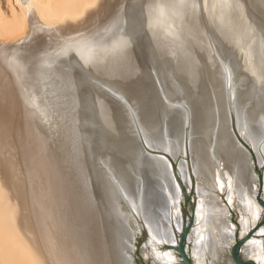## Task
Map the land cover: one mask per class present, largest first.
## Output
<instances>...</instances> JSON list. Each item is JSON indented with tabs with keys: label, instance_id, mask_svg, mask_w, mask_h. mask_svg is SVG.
<instances>
[{
	"label": "bare ground",
	"instance_id": "obj_1",
	"mask_svg": "<svg viewBox=\"0 0 264 264\" xmlns=\"http://www.w3.org/2000/svg\"><path fill=\"white\" fill-rule=\"evenodd\" d=\"M7 3L0 264H133L125 246L140 224L153 264H184L164 240L185 221L167 152L183 154L197 194L194 264L213 263L235 239L219 192L238 201L241 233L264 218L252 169L253 150L264 161V0ZM143 171L168 197L157 221L142 203ZM263 239L264 225L243 246L255 264Z\"/></svg>",
	"mask_w": 264,
	"mask_h": 264
},
{
	"label": "water",
	"instance_id": "obj_2",
	"mask_svg": "<svg viewBox=\"0 0 264 264\" xmlns=\"http://www.w3.org/2000/svg\"><path fill=\"white\" fill-rule=\"evenodd\" d=\"M155 107L159 111L163 104L159 101L155 103ZM189 121V120H188ZM174 125H173V132L177 130L179 126V122H176V120H173ZM174 137V136H173ZM238 138H241L244 144L246 146L250 147V144L246 141V139L242 138L240 134H238ZM174 142L176 145L177 140L173 138ZM169 158H171L172 163H173V168H174V173L175 176L177 177L181 188L182 192L184 194V200H183V207H184V212H185V221L182 224V226L176 229L177 235L174 238V242L170 243L164 239V237H168L171 234H169L171 228H162L161 227V237L165 240L166 245L171 246L173 249L177 251V254L181 258L184 264H194L193 262V257L189 253V249H187V242L189 238V234L191 232L190 228L192 224L194 223V207H195V202L197 198V194L194 193V189L192 187H189L187 184V176H186V168L184 167L183 163V154L181 152H177L175 154H171L169 152L166 153ZM182 155V156H181ZM252 156H253V166L252 169L259 174V189L258 193L256 195V198L258 202L261 204V206L264 208V196H263V189H264V161H262L254 152L252 151ZM250 166V165H249ZM251 168V167H249ZM251 170V169H250ZM250 173V172H249ZM143 177H144V183H143V199L142 203L145 207L146 213L148 215V218L157 221L159 220L160 215L162 214L161 211L162 209H168L169 208V202H168V197L164 193H161L159 183L157 182L156 177H154L152 174L147 173L146 171H143ZM194 201V204H192V210L188 212V208L186 205L187 200L192 199ZM167 218L170 220L171 218L167 216ZM261 218V217H260ZM259 220L251 227L249 228L245 233H241V227L242 223L240 221L234 222L235 224V239L233 243L231 244V248L229 251L231 261L233 264H255L253 263L245 254H243L244 251V245L247 243V241L256 233V231L264 225V218ZM171 221V220H170ZM145 227L140 224L139 225V230L137 233L134 235V237L131 239V246L127 243L125 246V250L132 251V258L130 257V261L133 264H139L138 263V257L139 253H141V256L144 259H151V264H153V256L149 252V254L144 253V250L142 249L143 246V241L145 238ZM138 237H141V241H138Z\"/></svg>",
	"mask_w": 264,
	"mask_h": 264
},
{
	"label": "rangeland",
	"instance_id": "obj_3",
	"mask_svg": "<svg viewBox=\"0 0 264 264\" xmlns=\"http://www.w3.org/2000/svg\"><path fill=\"white\" fill-rule=\"evenodd\" d=\"M0 1H1V6H2L3 10L5 11V13L7 12V14H9V8H8V3H7L8 0H0ZM219 193L225 198V201L224 202L229 205V208H230V211H231V215H230L231 219L234 222L240 221L242 219V212L243 211H241V209H240V207L238 205V201H235L233 203V205H232L228 200H226L227 195L225 193H223V192H219ZM192 204H194L193 198L187 200L186 205H187V208H188V212H190L192 210ZM241 223H242V221H241ZM191 232H192V230H191ZM138 241L139 242L141 241V237H138ZM263 244H264V239H263ZM187 248H190L191 252L194 250L192 243H189V242H188V247ZM243 254H245V249L243 251ZM245 256H246V254H245ZM230 259L231 258H230L229 251H227V252L224 253V255H222L218 259H212L213 260L212 261L213 263H209V264H230ZM193 262L195 263L194 257H193ZM138 263L139 264H151V259H148V260L147 259H144L141 256V253H139Z\"/></svg>",
	"mask_w": 264,
	"mask_h": 264
}]
</instances>
